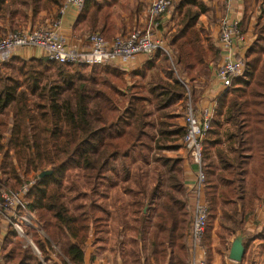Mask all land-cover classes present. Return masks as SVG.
<instances>
[{
	"label": "trees",
	"instance_id": "1",
	"mask_svg": "<svg viewBox=\"0 0 264 264\" xmlns=\"http://www.w3.org/2000/svg\"><path fill=\"white\" fill-rule=\"evenodd\" d=\"M63 1L0 0V34L3 21L26 20L28 12L35 19ZM253 1L258 2L244 1L243 27ZM207 10L203 0L171 3L165 13L177 21L167 42L169 56L155 53L135 72L137 78H128L112 62L79 66L43 56H11L0 63V173L15 181L12 192L26 188L23 201L45 234L25 230L34 252L0 216V264H85L88 241L99 254L115 212L123 222L120 236L127 227L124 218L131 221L130 256H122L123 264H188L192 214L181 158L168 153L183 147L186 130L179 120L185 115L187 88L193 102L195 82L207 80L220 61L219 48L213 40L204 43L198 27ZM139 12L140 4L132 7L131 0H84L71 29L80 36L98 32L107 37L111 24L119 21L123 29V19L131 24ZM18 29L10 23L7 34ZM253 33L243 72L218 98L202 140L206 264L212 261L213 233L224 246L225 236L241 232L247 250L253 235L243 227L258 204L264 207V10ZM222 122L232 125L228 136L236 146L232 159L217 152L227 173L215 174L212 149L220 143ZM43 171L51 174L38 179ZM119 181L129 201L122 206L117 198L114 213L88 193L102 190L106 196L108 185ZM230 204L238 209L222 207ZM257 236L264 239V224ZM243 259L254 264L249 252Z\"/></svg>",
	"mask_w": 264,
	"mask_h": 264
},
{
	"label": "built area",
	"instance_id": "2",
	"mask_svg": "<svg viewBox=\"0 0 264 264\" xmlns=\"http://www.w3.org/2000/svg\"><path fill=\"white\" fill-rule=\"evenodd\" d=\"M172 1L151 0L147 9V20L142 29L134 28L126 34H114L109 37L96 32L85 37L83 46L82 44L72 46L67 41V35L62 26L63 16L71 7L78 12L84 0H64L63 4L56 8L54 17L49 18L44 24L32 28H20L0 38V63L14 56L16 51L24 49L38 50L40 56L48 61L79 66H95L109 62L123 64L134 61L139 55L151 58L157 52H163L169 56L166 42L160 37H154V31L159 26L157 17L166 14ZM222 2L224 13L220 18L216 37L221 60L214 75L219 92L201 115L195 111L188 88L184 100L183 126L186 133L182 144L183 149L188 152L193 164L197 167L192 186L194 194L192 224L186 239L189 264H206V252L201 245L208 215L204 197L205 174L201 167L202 140L215 115L217 99L229 89L232 79L242 74L244 53L248 48L246 36L241 28V19L233 13L234 0H222ZM253 10L255 14H261L264 10V2L257 4ZM25 192V187L18 192H12L9 186L4 185L0 179L2 223L11 225L19 237H25V230L28 229L26 227L34 228L40 234L45 235L38 228L34 214L26 208L23 201ZM26 241L29 242V247L37 252L30 236L29 239L26 238Z\"/></svg>",
	"mask_w": 264,
	"mask_h": 264
},
{
	"label": "crops",
	"instance_id": "3",
	"mask_svg": "<svg viewBox=\"0 0 264 264\" xmlns=\"http://www.w3.org/2000/svg\"><path fill=\"white\" fill-rule=\"evenodd\" d=\"M142 1V4H141ZM151 0H131L132 7L140 4V12L138 13L137 17H135L130 24V21L128 18H124L121 22L122 25H124V28H120V22L117 21V23L111 24L110 31L107 34V37L114 34H126L134 27H140L143 28L145 25V22L147 20V9L149 7ZM177 0H173L172 4L176 2ZM244 1L245 0H234L233 2V13L240 17L241 19V28L243 27L242 24V15L244 11ZM261 2H264V0H259ZM207 7V11L200 15L198 19V27L201 30L202 38L204 43H207V40H213L216 44L217 41V35L219 31V21L220 18L223 16L224 13V6L222 0H203ZM254 2V1H253ZM256 3H252L251 9L256 6ZM173 8L171 9V11ZM46 12L42 11L39 13L37 18H33L32 14L28 12V17L26 20H18L15 19L13 22L3 21L1 24V27L4 29L2 30L1 37H4L7 32L9 31L10 23H14V25L18 24V28H32L37 24H44L45 21H47L49 18H45L42 15H44ZM77 10L73 7L69 8L66 13L63 16L62 20V26L64 28L65 34L67 35V41L72 46H79L84 43L86 36H80L76 32H73L71 27L77 17ZM171 12H168L164 15H162L161 19L159 20V26L154 31V37H160L166 42L170 38L171 34L175 32L176 29V18L171 20ZM42 16V17H41ZM253 17L250 18L248 26L245 27V31H242L247 39L248 46L251 44L253 38H251L252 30H253V21H251ZM17 23V24H15ZM114 30L115 32H113ZM247 46V47H248ZM168 49V46H167ZM245 54V53H244ZM14 56H21L25 58L30 57H40V53L38 50L35 49H24V50H18L14 53ZM150 57L145 55H139L135 58L132 62H126L121 64L120 62L117 63L120 70L124 72V74L128 78H137L135 74L136 71H139L145 63L148 61ZM221 60V58H220ZM220 63V61H219ZM218 63V65H219ZM215 75V69H212L209 75V78L198 79L193 88L195 91V98H193V104L195 107V111L198 115H201V113L209 107L210 102L216 98V95L219 92V88L217 86V82L214 79ZM148 76L146 77V80H148ZM218 100V99H217ZM217 109V108H216ZM180 125L183 126V119L180 118L179 120ZM233 130L232 125L229 122H222V127L220 131V143L216 145L212 149V157L214 159L215 163V174L223 172L227 173V169L222 168L220 161L217 156V152H221L222 155L228 159L233 158V148L236 146V141L233 137L228 136L231 131ZM175 154L173 156H179L181 158L182 167H183V184L185 189V200L187 202V209L192 214V207L194 203V197H193V191L192 186L195 181L196 176V165L193 164L191 157L189 156L188 152L183 149V147L179 148L177 151H173ZM223 208L226 210H232L237 208L236 205L230 204V205H222ZM238 209V208H237ZM124 221L126 222L125 226L126 230L124 232V235H119V229L122 228L123 222L117 218H113L110 223V230L108 233V240L105 243H100L101 249L98 253V250L95 249L94 246L91 245V241H88V248L85 253V264H123L121 259L122 256L129 258L130 254V243L128 239V235L132 234V230L130 228L131 221L128 217L124 218ZM121 222V226H119V223ZM264 224V207L262 204H258L255 207L254 213L249 215V217L246 220V223L243 227V230L245 233H248L249 235H253V238L251 242L248 244V249L245 250L244 256L249 252L252 257L254 264H264V258L261 260L260 251L261 249H264V239L258 238L257 234L260 233L262 226ZM218 229V226L215 227ZM225 234V231L223 232ZM226 235V234H225ZM243 234L241 232L236 233L234 236L226 237L224 238L225 244L224 246L220 245V240L218 236L213 233L212 234V245H211V252H212V261L210 264H234L231 260L228 259V254L230 250V246L233 242V240ZM120 236V237H119ZM124 236V238H123ZM187 242V240H186ZM123 243V245L121 244ZM243 243H244V236H243ZM216 248H220L219 251H216ZM245 249V248H244ZM205 261L207 256V249H205ZM145 255L147 253V250L143 252ZM95 254L94 260L91 262L90 257L91 255ZM243 256V257H244ZM190 258L187 259V262L189 264ZM152 261L149 260L148 263H151ZM236 264H246V260L242 259L240 263Z\"/></svg>",
	"mask_w": 264,
	"mask_h": 264
},
{
	"label": "rangeland",
	"instance_id": "4",
	"mask_svg": "<svg viewBox=\"0 0 264 264\" xmlns=\"http://www.w3.org/2000/svg\"><path fill=\"white\" fill-rule=\"evenodd\" d=\"M253 3H255V2H253ZM141 4H142V1H141ZM258 4H261V1H259L258 0ZM255 5H257V4H255ZM255 7V6H254ZM56 8L57 7H52L50 10H46L45 12V14L44 15H42L43 17H45L46 19L47 18H52V17H54V15H55V11H56ZM254 8H249L248 9V16H249V20H250V18L251 17H253V19L251 20V21H253V22H256V17L258 16V14H255L254 13V11L255 10H253ZM254 15V16H253ZM41 16V17H42ZM249 23V22H248ZM254 24L255 23H253L252 25L254 26ZM40 24H37V25H35L34 27H37V26H39ZM248 26V25H247ZM23 28V27H22ZM245 27H243L242 28V31H245V29H244ZM113 32H115L114 30H112ZM252 33H253V30H252ZM255 37V35H254V33L251 35V38H254ZM2 67H0V69H1ZM3 71H5L4 69H2ZM6 72V71H5ZM183 106V105H182ZM175 153L174 152H169L168 153V155H171V156H173ZM149 174V175H148ZM148 174H146V175H144L143 176V178H144V182L146 183V180L147 179H149V177H150V172H148ZM0 179H1V182L4 184V185H7V186H9L10 187V185L12 186V183H15V181L14 180H9V179H7L6 178V176H4V175H2L1 173H0ZM26 179V177H23V180H25ZM124 186H126L124 183H121V181H119L118 183H117V185H108V188H107V190H106V196H103L102 195V190H99V191H97L96 193H91V192H89L88 191V193L89 194H91V195H93L94 196V198H96L97 200H104V202H106V204L107 205H109V208H110V211L112 212V213H114V207H113V203L115 202L116 203V201L118 200L117 198H122L123 200H118V201H120L119 202V204L120 205H125V203H127L128 201H129V197H128V195L126 194V193H124V189H123V187ZM82 200H84V198H82ZM88 201V200H87ZM118 206V205H117ZM121 211V210H120ZM111 213V214H112ZM113 216V218H118V217H116L117 215H116V212H115V214L114 215H112ZM119 220H121L120 218H118ZM33 222V221H32ZM25 228V227H24ZM26 228H28L27 230H31V229H34V228H31V227H26ZM22 238V245L23 246H29V242H27L26 241V238H28L29 239V236H27L26 234H25V237H21ZM260 255H261V260H263V258H264V249H261V251H260Z\"/></svg>",
	"mask_w": 264,
	"mask_h": 264
},
{
	"label": "water",
	"instance_id": "5",
	"mask_svg": "<svg viewBox=\"0 0 264 264\" xmlns=\"http://www.w3.org/2000/svg\"><path fill=\"white\" fill-rule=\"evenodd\" d=\"M50 174L51 171H43L39 173L37 177L38 179H43L45 176ZM244 253H245V249L243 246V236L239 235L233 240L230 246L228 259L231 260L234 264L240 263L243 259Z\"/></svg>",
	"mask_w": 264,
	"mask_h": 264
}]
</instances>
